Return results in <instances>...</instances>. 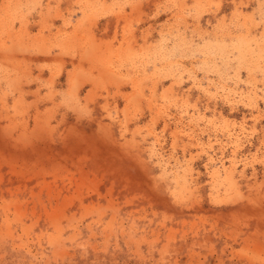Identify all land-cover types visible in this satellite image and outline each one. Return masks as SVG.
<instances>
[{
  "label": "rangeland",
  "instance_id": "374dc122",
  "mask_svg": "<svg viewBox=\"0 0 264 264\" xmlns=\"http://www.w3.org/2000/svg\"><path fill=\"white\" fill-rule=\"evenodd\" d=\"M0 264H264V0H0Z\"/></svg>",
  "mask_w": 264,
  "mask_h": 264
},
{
  "label": "crops",
  "instance_id": "0c3cea01",
  "mask_svg": "<svg viewBox=\"0 0 264 264\" xmlns=\"http://www.w3.org/2000/svg\"><path fill=\"white\" fill-rule=\"evenodd\" d=\"M145 19L148 22L149 18L145 17ZM155 20L156 19L153 20V23H155ZM127 24H128L127 17L121 18V17H115L113 15L101 16L99 21L96 23V29H97L95 30L97 33L96 41H98L101 44L100 49H104L105 47H107L108 44H110L114 53L119 51V60L114 59V66H116L121 73H125L128 75H135L136 77H138L139 75L150 73V70H149L150 67L149 65H146L145 67H143L142 65L139 66V63L137 62H134L135 65L128 64L129 59H131V61H134V59L132 58H135V57L127 58L125 50H123L122 48V47L125 48L128 43V39L124 41L122 40L123 27L126 26ZM136 27H137L136 39L132 42L131 41L129 42H131V47L133 51L136 52L137 54L136 58L143 60L144 58H147L145 56L146 51L140 52L141 51L140 49L146 46L148 47L150 45L149 43H152V42L150 39L144 40L142 37V33L146 31L147 26H144V24L143 25L141 24ZM116 32H117V35H116ZM115 35H116V40H113ZM159 56L160 54L150 56V58L154 57L155 59H157L156 60L157 62L153 64L154 66H157V71L164 70L166 69V66H167L164 63L165 58L164 60H162L161 57ZM124 58L125 60L122 63H120V61Z\"/></svg>",
  "mask_w": 264,
  "mask_h": 264
}]
</instances>
